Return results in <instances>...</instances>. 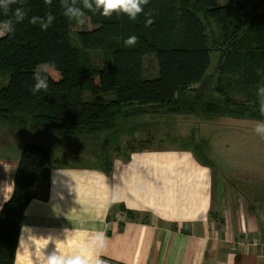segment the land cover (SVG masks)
Here are the masks:
<instances>
[{"label":"trees","instance_id":"16d2710c","mask_svg":"<svg viewBox=\"0 0 264 264\" xmlns=\"http://www.w3.org/2000/svg\"><path fill=\"white\" fill-rule=\"evenodd\" d=\"M21 6L26 18L0 38V77L6 82L0 81L1 125L85 146L113 144L95 154H127L128 162L130 154L146 149L123 140L128 120L195 116L264 123V0H149L135 20L85 10L91 27L76 33L78 47L70 41L74 19L63 15L60 0H23L8 16L0 10V21ZM219 8L222 15H210ZM49 12L54 20L47 30L29 22ZM130 36L138 40L128 47ZM147 54L158 63L159 75L151 80L141 77ZM43 64L61 77L48 73V89L33 93L34 73ZM135 130L127 135L133 140ZM145 136L142 144L155 139ZM102 163L109 165L107 158ZM55 164L41 147H23L12 196L0 210V264H14L24 212L37 187L49 185Z\"/></svg>","mask_w":264,"mask_h":264},{"label":"crops","instance_id":"0c3cea01","mask_svg":"<svg viewBox=\"0 0 264 264\" xmlns=\"http://www.w3.org/2000/svg\"><path fill=\"white\" fill-rule=\"evenodd\" d=\"M31 135L0 124V210ZM125 156L55 154L49 185L37 187L21 220L14 264H33L35 251L49 237L64 240L65 229L73 231L65 252L103 231L104 264H264V247L252 245L264 242V183H253L249 169L243 178H226L187 148L145 149L128 162ZM135 156L139 167L131 170ZM87 158L93 162L80 163ZM124 181L131 192L123 195L141 208L115 199ZM54 248L49 243L44 251Z\"/></svg>","mask_w":264,"mask_h":264},{"label":"rangeland","instance_id":"374dc122","mask_svg":"<svg viewBox=\"0 0 264 264\" xmlns=\"http://www.w3.org/2000/svg\"><path fill=\"white\" fill-rule=\"evenodd\" d=\"M223 7V6H221ZM223 8L213 10L211 16H220L224 13ZM91 25L88 20L84 25L71 22L70 41L73 47H78L76 33L82 29H89ZM48 73L55 80L61 74L48 68ZM158 63L155 54H147L143 57L141 77L143 80H151L158 77ZM1 85L6 84L3 77H0ZM93 81L97 84L96 74ZM264 124L259 121L217 117L212 120H204L199 117L174 116L170 121H158L156 118L147 117L135 120H128L122 125L126 126L127 134H124L125 142L131 141V145L140 148L145 145L146 149L155 150H179L189 149L201 161L207 163L214 173L226 176V178H243V173L248 169L251 172L253 183H264V132H256V126ZM135 130L134 140L127 136ZM18 131V130H17ZM143 131V132H142ZM145 132L155 137L147 143L139 140L146 138ZM31 142L49 152L55 154H95L99 151L107 152L109 147L91 141L86 146L83 143L70 140H53L41 136L31 135ZM143 138V139H142ZM122 140V141H123ZM110 149V148H109ZM98 151V152H97ZM124 153L128 152L125 147ZM146 152V151H145ZM96 159L103 155L95 154ZM62 161H65L63 159ZM93 160L86 159L80 163H92ZM73 161L71 160V165ZM240 175V176H239Z\"/></svg>","mask_w":264,"mask_h":264},{"label":"clouds","instance_id":"9594fccd","mask_svg":"<svg viewBox=\"0 0 264 264\" xmlns=\"http://www.w3.org/2000/svg\"><path fill=\"white\" fill-rule=\"evenodd\" d=\"M149 0H82V7L78 0H60L63 8V15L74 19L79 25H84L87 22L85 10L91 12L101 11L105 17H110L113 13L126 14L130 19L135 20L139 14L144 11V5L148 4ZM17 3L22 4L23 0H0V10L5 16L9 15L11 6ZM46 5H51L52 0H44ZM148 15H151L150 13ZM27 16L25 8L17 7L12 13V18L0 21V38L15 31V24L22 22ZM54 16L49 12L45 17L33 16L30 23L35 25L39 23L42 30H47L52 24ZM149 19L147 24H151ZM147 26V25H146ZM138 37L130 36L124 41L125 46L131 47L137 43ZM48 64H43L37 68L34 73L35 85L32 92L36 93L40 90L48 89ZM264 91V89H262ZM261 114L264 115V100L261 101ZM256 132H264V124L256 126ZM264 137V136H262ZM74 191V189H73ZM24 229H22L23 231ZM65 239L59 240L49 237L48 243L39 251H35L33 264H104L99 258L102 251L106 247V236L103 231H98L87 242H82L71 246L70 251L65 252L64 246L69 244L73 231L64 230ZM49 243H53L55 248L51 252H45Z\"/></svg>","mask_w":264,"mask_h":264},{"label":"bare ground","instance_id":"6f19581e","mask_svg":"<svg viewBox=\"0 0 264 264\" xmlns=\"http://www.w3.org/2000/svg\"><path fill=\"white\" fill-rule=\"evenodd\" d=\"M181 154H187V153H181ZM137 160H138V158H137V156H135V160H134V162L132 163V165L130 166V169L132 170L133 168H135V167H139L138 165H137ZM182 162H184L185 163V165L186 166H190V161L188 160V157H187V155H183L182 156ZM141 164V163H140ZM197 175H199V174H197ZM196 178H198V177H196ZM199 179V178H198ZM183 184H185V182H182ZM124 189H123V186L122 187H120V186H118L117 188H116V195H115V199L116 200H121V199H123V200H125L128 204V206L129 207H131V208H141V205H139L138 203H136L134 200H132L131 198H129L127 195H123V192L125 193L126 192V194H129V192L128 191H130L131 192V188H130V184H128V181H124Z\"/></svg>","mask_w":264,"mask_h":264},{"label":"built area","instance_id":"2783aa9c","mask_svg":"<svg viewBox=\"0 0 264 264\" xmlns=\"http://www.w3.org/2000/svg\"><path fill=\"white\" fill-rule=\"evenodd\" d=\"M252 245H259V246H263L264 247V242H261L260 240H258V239H254L253 241H252Z\"/></svg>","mask_w":264,"mask_h":264}]
</instances>
